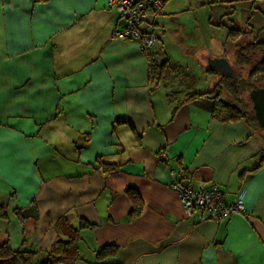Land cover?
Masks as SVG:
<instances>
[{"label":"crops","instance_id":"0c3cea01","mask_svg":"<svg viewBox=\"0 0 264 264\" xmlns=\"http://www.w3.org/2000/svg\"><path fill=\"white\" fill-rule=\"evenodd\" d=\"M165 1L141 24L157 42L169 17L264 7ZM125 26L107 0H0V246L42 259L60 236L76 239L73 264H264V133L215 115V89L185 92L176 75L153 85L149 61L167 56L116 38ZM189 94L205 95L183 103ZM174 180L216 184L247 216L200 222ZM128 190L143 202L135 219Z\"/></svg>","mask_w":264,"mask_h":264},{"label":"rangeland","instance_id":"374dc122","mask_svg":"<svg viewBox=\"0 0 264 264\" xmlns=\"http://www.w3.org/2000/svg\"><path fill=\"white\" fill-rule=\"evenodd\" d=\"M233 21L238 29L248 33L247 36L242 35L244 37L238 44L227 39V27L232 28ZM160 27H163L164 31L160 33L154 48L161 52V56H167L164 60L169 61L171 71L181 77L176 83L181 82L187 89L185 92L192 90L202 93L215 89L214 91L221 93L223 100L236 105L226 90L219 87L221 77L218 74L208 75L203 80L200 77L208 67L210 56H222L221 58L229 62L240 78L248 79L253 67L237 65L235 53L239 46H245L246 43L264 44V7L257 4L254 9L246 6L237 8L212 3L207 7L190 11L185 19L178 17L172 20L169 17L167 24ZM252 56H258L256 60H259L264 53H254ZM155 60L159 64L168 62L163 59ZM255 85L264 88V79L258 78ZM182 86L180 85V88ZM239 97L244 101L245 107H241L240 104L238 106L249 113L252 110L249 91H245ZM261 132L264 133L263 130Z\"/></svg>","mask_w":264,"mask_h":264},{"label":"trees","instance_id":"16d2710c","mask_svg":"<svg viewBox=\"0 0 264 264\" xmlns=\"http://www.w3.org/2000/svg\"><path fill=\"white\" fill-rule=\"evenodd\" d=\"M227 29V39L233 43H238L241 37L240 31L234 26L232 28L227 27ZM254 53H264V44L253 42L245 46H239V48L236 50V64L240 67H247L252 65L253 68L249 72L247 80L243 79L242 77L240 78L236 73L228 78L220 79L219 87L226 90V93L232 98L233 102H236V105L223 100L221 93L218 92V95L215 96L216 100L214 112L215 115H222L226 120L244 119L249 125L257 128V130L262 131L255 117V111L252 109L249 113H247L241 110V107L244 108L242 102L243 100H241V107L238 106L240 104L239 95L243 94L245 91H249L250 94L252 89L257 88V86L255 85V81L258 78L264 79V62L261 63L260 59L256 60L258 56H252ZM168 63L169 61L161 64H159L156 60L149 61L151 82L153 85H166L171 75L178 76L176 72L174 73L173 71H171V67L168 66ZM207 73L210 75L217 74L210 68L207 69ZM178 95L179 92L172 91L168 99L169 103H173L175 97H177ZM204 95L205 94H189L188 96L185 95L184 101H182L183 103H186ZM97 163L106 173L116 170L115 165L103 163L101 159H97ZM127 193L134 205V209L130 217L131 219H135L141 213L143 202L136 191L128 190ZM0 217H6V212L1 208ZM82 228L91 229L92 227L90 224L82 223ZM75 241L76 239L74 238L64 239L58 236L50 252L44 254V257L42 259H37V252L25 250L12 251L8 241H6L0 246V264H73L76 260V255H74L73 253V246ZM111 249L114 252V249ZM103 254L109 256V249H101L98 255L101 257Z\"/></svg>","mask_w":264,"mask_h":264},{"label":"built area","instance_id":"2783aa9c","mask_svg":"<svg viewBox=\"0 0 264 264\" xmlns=\"http://www.w3.org/2000/svg\"><path fill=\"white\" fill-rule=\"evenodd\" d=\"M165 0H107L108 9H114L126 22L125 29L116 33L122 40L138 41L142 52L149 51L157 42V37L150 31H143L141 24L150 14L162 13ZM173 190L179 195L182 208L190 214H196L198 221L213 220L221 223L234 215L247 216L242 199L233 202L225 199L224 192L216 184L208 187L195 186L190 182L174 180Z\"/></svg>","mask_w":264,"mask_h":264},{"label":"water","instance_id":"95a60500","mask_svg":"<svg viewBox=\"0 0 264 264\" xmlns=\"http://www.w3.org/2000/svg\"><path fill=\"white\" fill-rule=\"evenodd\" d=\"M261 60L264 62V57ZM208 67L214 70L221 78L232 76L234 71L229 62L224 58H210L208 60ZM249 96L253 102L255 117L264 132V88L257 87L252 89Z\"/></svg>","mask_w":264,"mask_h":264},{"label":"flooded vegetation","instance_id":"af4514ba","mask_svg":"<svg viewBox=\"0 0 264 264\" xmlns=\"http://www.w3.org/2000/svg\"><path fill=\"white\" fill-rule=\"evenodd\" d=\"M262 58V57H261ZM260 61H261V63H262V60L260 59ZM233 74H235V71H233ZM232 74V75H233ZM240 100V105H241V98L239 99ZM251 101V100H250ZM243 102V105H244V107H245V103H244V101H242ZM251 104H252V109H253V102L251 101ZM254 110V109H253Z\"/></svg>","mask_w":264,"mask_h":264}]
</instances>
